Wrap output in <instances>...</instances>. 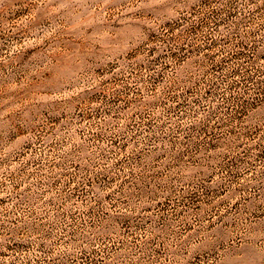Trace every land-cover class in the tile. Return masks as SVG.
I'll return each instance as SVG.
<instances>
[{
  "label": "rangeland",
  "instance_id": "rangeland-1",
  "mask_svg": "<svg viewBox=\"0 0 264 264\" xmlns=\"http://www.w3.org/2000/svg\"><path fill=\"white\" fill-rule=\"evenodd\" d=\"M0 264H264V0H0Z\"/></svg>",
  "mask_w": 264,
  "mask_h": 264
}]
</instances>
